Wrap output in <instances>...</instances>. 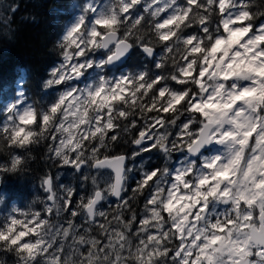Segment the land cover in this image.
I'll return each mask as SVG.
<instances>
[{"label": "snow or ice", "instance_id": "obj_1", "mask_svg": "<svg viewBox=\"0 0 264 264\" xmlns=\"http://www.w3.org/2000/svg\"><path fill=\"white\" fill-rule=\"evenodd\" d=\"M251 4L252 0H110L104 11L87 5L85 10L96 14L94 23L81 15L68 29L58 44L63 62L43 82L44 89H64L46 110L38 112L27 104L21 111L17 104L10 105L0 134L20 149L51 139L58 147L50 151L62 164L77 171L88 164L98 173L115 174L106 188L93 177L92 195L81 197L77 210L71 211L76 217L82 207L89 224L106 216L97 211L106 193L120 198L127 190L129 158L156 150L169 161L173 152L185 153V159L174 169L140 170L134 191L150 188L145 202L149 214L135 233V252L127 235L135 215L131 222L117 216L123 230H114L102 244L77 235L71 220L68 227L53 231L40 212L32 213L27 224L10 218L0 227V251L14 253L19 264H38V257H44L45 264H77L71 256L80 257L78 264H120L128 259L121 255L125 249L137 264H167L169 253L172 264H264V22H255L264 12L253 13ZM191 28L196 31L189 32ZM157 47L162 50L158 58ZM134 49L152 59L155 73L140 71L118 79L103 74ZM90 73L96 74L95 83L83 88L73 83ZM152 112L158 115L145 117ZM137 114L144 121L131 141L137 151L131 157L101 155L120 138L117 121H129L125 131L136 129ZM182 116L176 138L169 140L168 126L177 125ZM38 120L39 129L30 131L27 126ZM45 132L53 134L45 137ZM85 141L97 145L88 156ZM21 164L22 158L13 156L10 167L0 166V172L14 173ZM43 185L53 202L46 211L51 214L55 207L59 214L52 177ZM73 194L74 189H67L65 206ZM222 205L226 207L221 212ZM99 228L107 234L105 224ZM70 235L71 254L62 260ZM173 239L179 244L170 248Z\"/></svg>", "mask_w": 264, "mask_h": 264}, {"label": "trees", "instance_id": "obj_2", "mask_svg": "<svg viewBox=\"0 0 264 264\" xmlns=\"http://www.w3.org/2000/svg\"><path fill=\"white\" fill-rule=\"evenodd\" d=\"M88 1L0 0V128L5 122V107L8 102L16 99L19 88L25 94L26 100L38 112L43 110L41 104L43 82L48 78L50 70L61 62L63 57L58 44L75 22L83 4ZM250 6L253 13L264 12V0H252ZM13 8L15 11H11ZM255 22L256 24L264 22V16H257ZM188 31L195 32L196 29L191 28ZM133 51L134 54L131 55L125 67L119 70L125 69L135 73L144 69L150 73L157 71L151 59L145 57V60H142L143 53L139 49ZM156 51L158 58L162 50L157 47ZM144 115L152 117L158 113L152 112ZM135 119L137 125L143 122L139 114ZM127 122L129 121H117L120 124V138L117 142L109 144L107 149H103L101 155L129 156L133 153L136 148L131 141L137 136L135 132L124 130ZM36 125H40L39 120ZM36 127L38 130L39 126ZM45 133H48V136L51 134L50 132ZM47 145L48 138H44L24 149L13 148L8 143L6 134H0V166L10 167L13 154L22 158L18 171L0 172V199L1 191L5 198L3 216H1L0 207V227L6 225L10 218L19 217L18 214L13 215L11 206H15L19 214H28L27 216L21 215L23 218H28L30 213L34 212L45 214L43 194L40 191L42 181L46 177H52L56 185L65 181L64 179L57 180L55 174L60 172L61 160L49 154ZM68 185L67 189H74V194L69 198L71 203H69L65 217L75 221L79 214L74 219L71 211L77 210L81 197L87 200L93 191L88 188V184L80 187L76 181H68ZM61 194L64 193L61 192ZM141 197H145V194L134 193V198H132L134 215H137L141 208ZM82 211V207L78 209V213ZM111 220L114 221V217L110 216L108 220L103 221V224H111ZM109 227H106L107 230ZM86 236L101 241L96 234L88 233ZM15 259L17 257L13 256L12 252L0 251V261H3V264H15L17 262Z\"/></svg>", "mask_w": 264, "mask_h": 264}, {"label": "rangeland", "instance_id": "obj_3", "mask_svg": "<svg viewBox=\"0 0 264 264\" xmlns=\"http://www.w3.org/2000/svg\"><path fill=\"white\" fill-rule=\"evenodd\" d=\"M109 2H110V0H89L87 3L83 4L82 9L80 10L81 12L78 13L76 20L73 23V25L78 22L79 17L81 15L85 16L86 19L89 21V24L91 25L92 23H94V19H95L96 14L87 12L85 10L86 6L92 5L93 7H96L99 11H104L107 8ZM138 8L140 9V11L143 10L140 6H138ZM96 57L100 58L101 54L96 53ZM62 62H63V57H62L61 62H59L55 67L59 66ZM143 71H146V69H144ZM103 74L106 77H108L109 79H113V78L118 79L119 76H121V75L135 74V72H128L125 69L119 70L118 65H116L111 70L110 69L108 70V68H107ZM95 75H96L95 73H90L89 75H87L86 78H82V80L80 82L76 81L73 83L77 84L80 88L86 87L88 85L95 83V80H94ZM48 78H49V76H48ZM64 87H65L64 85H60V86L54 87L52 89H44V87H43V95H42V102H41V104L43 106V110L47 109L51 100L58 94V91H62L64 89ZM21 92H22V89L19 88L18 94H16V99L15 100L13 99L12 101L8 102V104L6 105V107H5L6 116H5L4 124L8 122L7 109L10 105L15 103L18 105V110L22 111L23 107L27 106V104H30V102H28L26 100L25 95L23 97H21L19 95ZM22 99L25 101V103H24V105H19L18 102ZM119 106L120 105L118 104L117 107H119ZM166 115L169 119L171 118V114H166ZM184 120H185V117L182 116L181 120L177 121V125H175V126L169 125L168 126L167 130L171 133V135L169 136V140H173L176 138L177 133L179 132V125ZM118 122H123V119L119 120ZM143 122H141L139 125H137L136 129L128 128L127 132H135V135L137 136L138 130H140V126L143 124ZM4 124H3V126H4ZM127 124H128V122H127ZM36 126H39V125L35 124V125L27 126V127L37 130ZM84 127L85 126H81V130ZM159 131L161 133H163L165 131V129L160 128ZM45 134L48 136V133H45ZM51 134H53V133H51ZM47 136H45V137H47ZM84 143H85V156H88L91 153V149L93 147H96L97 145H96L95 141H85ZM150 143L151 142H149L148 146H150ZM54 147H58V144L54 143L51 139H48L47 148L49 149V154L52 155L54 158H56L54 153L52 151H50V149H52ZM134 147L136 148V146H134ZM134 151H137V148ZM102 152H103V149L101 150V153ZM67 154L70 157L75 156V153H73V152H68ZM131 155L132 154H130L127 157H131ZM13 156H16V155L13 154L12 158H13ZM12 158H11V160H12ZM56 159H58V158H56ZM183 159H185V153L173 152V153H171V159L169 161V160H166L165 157L156 150H152L151 152L144 153V154L136 157L135 160L129 158L126 167L129 169H132V171L128 173V179L126 181L127 190L122 192V196H123L122 200H116L113 198V196L107 195V193H106V199L103 200L102 203L97 208V211L105 212L106 216L105 217H99L98 216L96 218V221L94 224L85 223L86 214H85V210L83 209V211L81 213H79V216L76 218L75 221L71 220L73 223V230L76 231L78 229V231H76L77 235H85L86 236V234H88V233L96 234V235H98L99 238H101L100 240H101L102 244H107L108 238L114 230H116V231L123 230L122 224L116 219L117 216H120V218H121V215L123 213V212H117L116 209L118 211H122V210H124V208L128 204V203L124 204L123 201L127 200L129 202L128 198L129 197L134 198V193H136V194H145L144 199L146 202L148 196L150 195V188L149 187L143 188L142 193L134 191L135 189H137L138 181L141 179V171L140 170L142 168L145 171L156 169V168L162 169L165 166L169 167L170 169L178 168V167H180V161ZM61 164H62V162H61ZM59 171L60 172H58V174H55L57 180L58 181H60L62 179L65 180V181L59 182L57 185L54 183V180H53V191L56 193V201L55 202H56V204L59 205V208H60L59 214L56 213L55 207L53 208V212L51 214H49L46 210H45L46 211L45 214H41L43 219L48 220L49 223L51 225H53V231H55L61 227H64V228L68 227V222L70 221L65 217V213H66L67 208L69 207V204L67 206H65V204H64L65 194L67 193V186L70 185V184L68 185V181H76L80 187H84L85 185L88 184L89 185L88 188L92 189V191L94 190V185L92 184V178L93 177H95L97 179L98 185L101 188H106L109 181L114 182V175L110 170H103L101 173H98L97 171L94 170V168L90 167L88 164H86L80 171H77L71 165L62 164V167L60 168ZM85 176H87L88 179H85L84 178ZM43 181L41 184V190L40 191L43 194L42 200H43V203H44L45 209H46V206L52 205L53 202L48 200L49 193H47L45 191ZM151 183L152 182H149V185H151ZM61 192H63L64 194H61ZM141 198H143V197H141ZM4 202H5V198H4V195L1 191V199H0L1 216H3L2 209L5 207ZM145 202L143 204L140 202L141 203V209H142L141 216H140L141 218H136V220L134 222H131V218L127 219L128 222H131L132 231L128 232L127 235L129 236V238L132 241L133 252H135L136 246L139 243V239L136 237L135 233H136L137 229L140 227V221L144 216L149 214L145 210ZM225 207L226 206H223V205L220 206L219 211H221V212L224 211ZM11 211H12L13 215L18 214L19 217H15L16 219L23 220V221H25L26 224L31 219L32 213H30V216H28V218H23L21 216V214L16 212L17 209L15 206H11ZM115 211H116V214H115ZM114 214H115L114 221L111 220L112 221L111 224L107 223L105 225L106 227L110 226L109 229L107 230V234H106L105 232H103L99 228V225L101 223H103L104 220H106V219L108 220L110 218V216L114 217ZM62 215H64V216H62ZM74 219H75V217H74ZM123 221H125V220H123ZM85 228H90L91 231L86 233L84 231ZM166 229H167V225H166ZM152 231H155V230L152 229ZM141 236L146 239V234L142 233ZM86 238H88V237L86 236ZM26 239H34V237H26ZM59 243H60V239L58 238L57 244H59ZM178 244H179V240L173 239L172 242L170 244H168V247L175 248ZM71 245H72V238L70 235L69 239L65 242L64 253L62 254V257H61L62 260L67 259L70 256V254H71L70 246ZM49 251L51 252L52 250H49ZM101 255H103V253H101ZM121 255H122V257H127L128 259L127 260L122 259L120 264H137V262L132 257L129 256L127 249H125ZM171 255H172V253H169V258H168L167 264H172V261L170 259ZM13 256H15L14 253H13ZM71 259L73 261H76L78 264L80 257L71 256ZM163 259L164 258H161V260H163ZM15 260L17 261L15 264H19L18 258ZM37 260H38V264H45L44 257H38ZM105 264H107V262H105Z\"/></svg>", "mask_w": 264, "mask_h": 264}, {"label": "flooded vegetation", "instance_id": "obj_4", "mask_svg": "<svg viewBox=\"0 0 264 264\" xmlns=\"http://www.w3.org/2000/svg\"><path fill=\"white\" fill-rule=\"evenodd\" d=\"M141 58H142V60H145V56H142ZM122 198H123V196H122ZM122 198L119 199V200H122ZM128 199H129V202H128L127 206L124 208V210L118 211L116 209L117 212H123L122 215H121V219L125 220V221H127L128 218H131L134 215L133 214V199H132V197H129ZM143 199H144V197L141 199V203L142 204L145 202V199L144 200ZM116 211H115V214H116ZM141 211H142V209L140 208L139 212L137 213V215H135L136 218H141L140 217L141 216ZM115 214H114V219H115ZM163 215L165 216V219H167V217H166L167 213H164Z\"/></svg>", "mask_w": 264, "mask_h": 264}, {"label": "water", "instance_id": "obj_5", "mask_svg": "<svg viewBox=\"0 0 264 264\" xmlns=\"http://www.w3.org/2000/svg\"><path fill=\"white\" fill-rule=\"evenodd\" d=\"M129 58L130 57H128L127 59H125L122 63H117L116 65H118V66H120V67H123V66H125V64L128 62V60H129ZM116 65H114V66H116ZM114 66H110V67H108L109 69H112ZM80 82V81H79ZM126 164H127V161H126ZM94 170L95 171H97L95 168H94ZM114 174V173H113ZM114 179H115V174H114ZM113 198L114 199H116V200H119V199H121L122 198V194H121V197L120 198H117V197H114L113 196ZM102 203V201L97 205V208H98V206L100 205Z\"/></svg>", "mask_w": 264, "mask_h": 264}, {"label": "clouds", "instance_id": "obj_6", "mask_svg": "<svg viewBox=\"0 0 264 264\" xmlns=\"http://www.w3.org/2000/svg\"><path fill=\"white\" fill-rule=\"evenodd\" d=\"M30 131H35V129H31ZM40 238L43 239V236H41Z\"/></svg>", "mask_w": 264, "mask_h": 264}]
</instances>
